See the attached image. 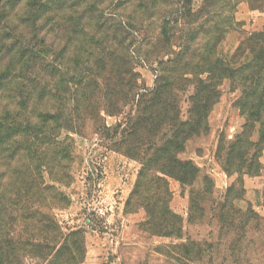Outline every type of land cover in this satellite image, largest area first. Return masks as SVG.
Here are the masks:
<instances>
[{
  "label": "rangeland",
  "instance_id": "rangeland-1",
  "mask_svg": "<svg viewBox=\"0 0 264 264\" xmlns=\"http://www.w3.org/2000/svg\"><path fill=\"white\" fill-rule=\"evenodd\" d=\"M203 3L0 0L2 24L15 27L34 52L29 71L37 77L31 105L36 111L49 109L53 117L65 112L61 124L72 127H58L59 140L71 156L70 178L60 183L50 178L48 168L42 170L46 184L64 196L54 208L39 202L29 205L52 216L64 236L81 231L86 244L82 264H264L261 125L254 123L248 142L233 148L246 117L237 106L242 89L228 77L215 79L217 98L208 112V130L192 134L178 154L196 165L198 177L185 186L167 177L172 190L168 205L178 223L159 222L153 233L146 229V208H127L142 166L128 152H146L125 135L129 117L136 113L140 96L156 86L161 61L176 57L184 41L204 43L191 33L195 16L184 15L197 12ZM235 10L236 24L216 47L232 68L252 59L246 41L264 30V0H238ZM164 28L175 33L170 41L163 37ZM192 55L188 52L186 59L197 62ZM188 71L179 92L181 121L190 117V99L201 84L198 78L209 82L208 73ZM7 109L15 106L0 97V115ZM157 125L153 139L172 140L173 126ZM34 131L44 136L43 126ZM18 143L13 137L0 142V149H10L0 151V198L16 197L27 167L33 169L35 163L41 168L44 163L39 155L34 160L18 157ZM52 194V189L46 191V202ZM51 252L43 258L24 256L22 263L48 264L54 259ZM67 257L65 251L55 260Z\"/></svg>",
  "mask_w": 264,
  "mask_h": 264
},
{
  "label": "trees",
  "instance_id": "trees-1",
  "mask_svg": "<svg viewBox=\"0 0 264 264\" xmlns=\"http://www.w3.org/2000/svg\"><path fill=\"white\" fill-rule=\"evenodd\" d=\"M222 1L204 0L197 12H184L185 16H195V27L191 33L194 39L204 38V43L198 42L193 46L184 41L176 57L161 61L156 86L146 91L148 95L140 96L136 113L129 117L127 123L129 128L126 137H130L137 145L142 144L146 150L140 154L128 152L129 156L140 160L142 166L127 201V208L132 210L135 205L146 208V229L153 233L157 232L159 222L178 223V215L168 205L172 190L167 177L178 179L184 186L192 184L198 177L196 165L192 161L182 160L178 154L192 134L208 130V112L217 98L216 78L228 77L242 89L237 106L245 115L246 122L233 148L248 142L256 122L261 125L259 143L264 144V30L253 33L246 41L252 59L237 68L230 67L217 55L216 47L228 29L236 24L238 0ZM3 21V15H0V97L11 100L15 109L4 110L0 115V142L13 137L21 145L17 149L18 157L34 160L33 156L39 155L44 163L41 161V168L35 163L33 169L27 167L29 173L23 172L16 197L0 198V264H23L24 256L43 258L48 254L46 251L50 250L55 255L48 264H82L86 244L81 231H72L64 236L52 216L29 205V202H39L54 208L64 196L60 189L46 184L42 170L48 168L50 178L60 183H66L70 178L71 156L64 142L59 140L58 127L59 130L72 127L61 124L65 112L60 111L57 117H53L49 109L36 111L31 105L35 100L33 78L37 77L29 71L32 70L34 52L26 47L28 42L23 40L15 27L3 25ZM165 30L163 37L170 41L175 33ZM188 52H192L198 61L186 59ZM24 69L29 72H23ZM187 71L208 73L209 82L198 78L201 84L198 95L190 99V117L187 121H181L179 92L184 90L182 82L187 80ZM150 95L151 98L146 99ZM51 122H59V125L48 127ZM157 123L173 126L172 140L158 143V140L153 139L160 126ZM40 126L44 127L42 138L34 131ZM3 150L10 149H0ZM49 189H52L53 194L47 203L44 194ZM65 251L67 258L55 260Z\"/></svg>",
  "mask_w": 264,
  "mask_h": 264
}]
</instances>
